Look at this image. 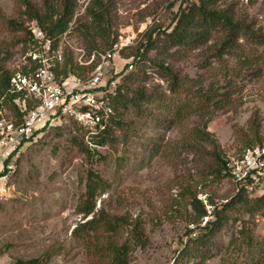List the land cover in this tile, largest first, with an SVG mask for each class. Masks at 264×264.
Listing matches in <instances>:
<instances>
[{
    "label": "rangeland",
    "instance_id": "obj_1",
    "mask_svg": "<svg viewBox=\"0 0 264 264\" xmlns=\"http://www.w3.org/2000/svg\"><path fill=\"white\" fill-rule=\"evenodd\" d=\"M18 1L0 0V46L2 51L7 49L12 53V58L3 66L6 71L20 64L26 51L22 44L12 47L15 36H20L21 32L10 33L3 25L16 18L14 12ZM32 1L40 4V0ZM93 2L76 0L75 13L79 15L73 17L72 26L60 43L67 47L65 49L81 47L86 52L83 38L75 28L79 23L89 21L85 13ZM100 2L108 10L112 31L117 37L132 38V45L123 55H134L137 49L144 50L149 36L154 40L157 34L169 32L179 11L196 0ZM218 10L231 14L234 20L250 23L254 30L264 33V0H221ZM220 37V32H214L206 46L195 50L179 49L172 56L158 54L155 49L146 54L148 61L163 58L181 77L197 79L201 76L205 79L204 85L216 82L221 87L218 93H224L223 98L230 96L223 108L209 106L202 113L207 131L212 135V144H198L196 152L186 146L191 131L200 123L196 115L164 129L150 118L135 117L130 109H118L115 113L116 118L128 122L126 134L114 130L116 142L96 147V153L90 159L76 144L81 139L87 144L91 140L92 136L85 135L84 129L69 124L44 134L29 144L18 158L17 195L7 201L0 212V264L32 260L38 264H102L88 258L81 243L71 236L81 219L75 209L84 192L89 170L110 184L109 191L97 199L96 209L103 207L113 215L128 213L133 220L140 219L143 223L145 246L133 248L129 264L176 263V256L187 240L186 233L197 226L191 207L181 196L183 187L197 186V198L210 219L214 206L220 207L235 195L229 178L222 177L225 172L220 171L219 176L213 173L217 166L209 154L212 148L216 146L221 159L225 160L241 153L247 146L264 142V66L259 78H251L248 70H238L235 59L224 57L223 62H218L212 57L211 47ZM97 43L101 45L100 40ZM95 50L105 49L98 47ZM123 63L115 59L117 71ZM208 64L207 69L201 68ZM224 71L231 76L229 84L223 80L227 75ZM147 73V89L157 85L169 94L166 83L151 70ZM149 109L159 113L155 105ZM153 143L160 144V154L148 161V151ZM208 201L214 206H209ZM229 216L231 219L215 238L222 247L239 226V223L233 224V214ZM206 221L202 218L198 223L203 226ZM251 221L254 235L264 237V218L255 215ZM183 261L182 264H194V261ZM204 264H219V257Z\"/></svg>",
    "mask_w": 264,
    "mask_h": 264
},
{
    "label": "trees",
    "instance_id": "obj_2",
    "mask_svg": "<svg viewBox=\"0 0 264 264\" xmlns=\"http://www.w3.org/2000/svg\"><path fill=\"white\" fill-rule=\"evenodd\" d=\"M220 1L196 0L189 3L185 9L179 11L169 32L157 34L154 40L149 36L143 46L144 50L139 48L134 55H123L128 48L121 52L124 59L133 58V71L122 76L114 93L107 97V105L112 113L109 115L105 128L98 134L92 135L89 142L94 149H91L92 147L83 139L76 141L81 152L89 159L94 152L96 153L94 151L96 147H101L106 142H116L114 130L126 134L124 131L129 128V124L123 119L116 118L115 113L118 109H130L135 117L150 118L158 127L164 129L177 125L190 115H196L200 123L191 131V138L189 137L186 146L191 148V152H196L194 151L197 149L196 145L212 144V135L207 131V122L203 121L202 113L209 106H214L216 109L223 108L230 96L223 98L224 93H218L221 88L218 83L211 82L204 85L205 79L201 76L197 79L181 77L172 67L166 65L163 58L148 61L146 54L151 49L165 56H172L179 49L195 50L206 46L214 32H220V40L211 47L212 57L220 63L223 62L224 57L235 59L239 71L248 70L251 78H259L262 73L261 67L264 66V33L254 30L250 23L234 20L231 14L218 10ZM75 9L76 0H40V4L32 0H19L14 12L16 18L3 22V25L10 33L21 32L20 36H15L12 47L22 44L27 48L32 44L28 25L33 22L56 49L60 43V37L66 32L74 17ZM85 18L89 21L79 23L75 30L81 34L87 54L97 51L95 49L98 47L110 49L118 37L116 32L112 31L108 10L100 0H94L88 6ZM97 40L101 41V45L97 43ZM11 58L12 53L7 49L2 51L1 45L0 98L6 95L11 76V72L6 71L3 66ZM64 59L60 74L82 75L85 72L76 67L71 52L65 48ZM208 67L209 64L201 66L202 69ZM148 70L154 72L159 80L166 83L169 94L157 85L150 89L145 87L149 78ZM224 72L227 74V71ZM223 80L229 84L231 76L227 74L223 76ZM152 105H155V109L160 114L153 113L149 109ZM72 125L79 128L73 123ZM87 134L85 131V135ZM260 143L262 142L259 141L258 144ZM160 147L159 143L151 145L148 161L160 154ZM249 147L251 146L244 149ZM209 154L217 166L213 173L219 176L220 171H224L225 174L222 177H229L227 159H221L217 147L214 146ZM84 187V192L75 209L81 219L71 231V236L81 243L86 256L92 261L102 264H129V255L133 248L145 246L143 223L140 219L133 220L128 213L113 215L103 207L96 209L97 199L109 191L110 184L92 170L87 171ZM197 194V186L191 185L183 187L181 192L182 198L191 207L194 223L197 226L186 233L187 240L179 250L175 264H182L183 260L194 261V264H204L214 257H219V264H264V237L258 238L254 235L251 221L255 215L264 218V194L255 198L236 194L220 207L208 201L209 206L214 207L210 214L212 217L207 219L203 226H200L201 222L198 223V220L208 217V213L197 198ZM231 213L234 216L233 224L239 223V226L227 245L222 247L215 238L226 222L231 219L229 216ZM244 216L248 218L244 219ZM18 264H38V261L32 260Z\"/></svg>",
    "mask_w": 264,
    "mask_h": 264
},
{
    "label": "built area",
    "instance_id": "obj_3",
    "mask_svg": "<svg viewBox=\"0 0 264 264\" xmlns=\"http://www.w3.org/2000/svg\"><path fill=\"white\" fill-rule=\"evenodd\" d=\"M28 28L32 44L21 56V63L11 67L7 93L0 98V212L17 195L15 178L21 152L44 134L72 123L88 136L101 132L111 114L108 95L114 93L122 76L133 71V58L121 56L132 45V38L121 35L110 49L90 54L69 46L74 64L85 72L62 75L59 72L65 59L60 43L66 32L54 49L35 23ZM117 58L124 62L118 71L114 65ZM88 145L94 148L90 142ZM227 171L235 195H263L264 142L228 157Z\"/></svg>",
    "mask_w": 264,
    "mask_h": 264
}]
</instances>
